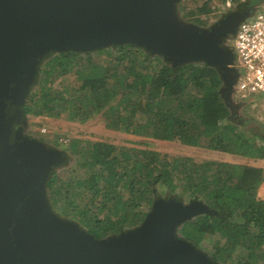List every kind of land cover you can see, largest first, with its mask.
Returning a JSON list of instances; mask_svg holds the SVG:
<instances>
[{"label": "trees", "instance_id": "obj_1", "mask_svg": "<svg viewBox=\"0 0 264 264\" xmlns=\"http://www.w3.org/2000/svg\"><path fill=\"white\" fill-rule=\"evenodd\" d=\"M178 8L196 24L207 23L199 16L210 11L207 2L187 12ZM34 80L22 107L25 115L84 122L99 114L108 128L264 159V144L255 141L264 138V127L248 120L243 130L231 121L220 94V75L204 62L174 66L142 46L117 43L86 51H50L38 63ZM64 144L77 155V167L66 176L49 174L46 194L57 214L95 238L140 224L159 197L157 185H163L169 197L182 201L185 196L187 204L206 207L179 224L178 237L218 264L234 259L233 264H264L261 165L196 161L78 137Z\"/></svg>", "mask_w": 264, "mask_h": 264}, {"label": "water", "instance_id": "obj_2", "mask_svg": "<svg viewBox=\"0 0 264 264\" xmlns=\"http://www.w3.org/2000/svg\"><path fill=\"white\" fill-rule=\"evenodd\" d=\"M178 1L0 0V264H218L175 233L204 209L198 202L159 196L140 224L105 238L57 214L46 180L63 153L24 135L21 124L42 54L117 43L142 46L174 66H214L227 102L237 73L224 38L246 15L199 27L177 18Z\"/></svg>", "mask_w": 264, "mask_h": 264}, {"label": "rangeland", "instance_id": "obj_3", "mask_svg": "<svg viewBox=\"0 0 264 264\" xmlns=\"http://www.w3.org/2000/svg\"><path fill=\"white\" fill-rule=\"evenodd\" d=\"M207 2L210 6V11L208 13H199L204 15L207 18V23L204 25H198L199 27H209L211 24L217 22L220 18L224 17L226 14L237 8H241L245 5L253 6L252 12L249 15H253L258 10L264 8V0H179L176 4V14L177 18L184 22H192L187 16H183L179 11L178 6L183 7V11L187 12L189 10L195 9L200 6L202 3ZM245 18V17H244ZM196 24V23H195ZM228 33L224 42H227L225 46L229 47L232 52V59L230 66L236 69V73L239 74L243 71V66L239 64L238 58L236 57V52L234 49V35ZM49 53V52H48ZM46 54H42L39 61H41ZM96 57V56H95ZM103 57V55H100ZM97 58V57H96ZM37 68V67H36ZM37 74V69L33 74V79L28 86V91L26 94L25 102L28 98L30 92L34 89V76ZM68 78V79H67ZM65 80L71 81L72 78L69 75L64 76ZM60 80H57L56 83L59 84ZM260 94V93H259ZM256 94L255 97L245 96L242 97L240 93L233 92L230 94L229 101L232 102L231 105L235 106V110H231V121L243 130L244 124L248 120H253L259 122L264 127V97L260 94ZM255 102V103H253ZM25 104V103H24ZM23 107V106H22ZM22 118L21 124L23 125V134L34 138L48 147L59 149L63 153V159L54 164L50 171L58 172L62 176H66L69 173V170H75L77 167V155L73 152H70L66 148V144L60 142V136L68 137V140H71L74 137H78L82 140H103L106 142L113 143L117 147L128 148L130 146L150 148L159 151L160 153H165L169 156L173 155H186L190 156L196 161H201L204 159H216V160H228L232 162H242L247 164H256L264 167V159H255L240 156L234 153L208 149L206 147H198L193 145H187L178 142L177 140H164L157 139L152 137H145L140 135H135L132 133H127L124 131L108 128L104 125V122L99 114H94L84 122H77L68 120L64 116L51 117V116H42L35 117L33 115H25L22 108ZM255 141L258 143L264 144V138L255 137ZM77 174H81V170H77ZM159 196L162 198H170L168 196V191L163 185H157L156 188ZM264 197V188L261 189ZM259 194V193H258ZM260 195V194H259ZM261 196V195H260ZM175 198V197H174ZM189 199L183 196L182 202L187 204ZM52 210H55L54 207L50 204ZM179 225L175 228V233L177 234V229ZM209 240V239H208ZM227 264H233L234 261Z\"/></svg>", "mask_w": 264, "mask_h": 264}, {"label": "built area", "instance_id": "obj_4", "mask_svg": "<svg viewBox=\"0 0 264 264\" xmlns=\"http://www.w3.org/2000/svg\"><path fill=\"white\" fill-rule=\"evenodd\" d=\"M233 35L236 57L243 66L233 85L234 92L242 97H255L259 93L264 97V8L242 19ZM59 140L69 141L66 136H60Z\"/></svg>", "mask_w": 264, "mask_h": 264}, {"label": "flooded vegetation", "instance_id": "obj_5", "mask_svg": "<svg viewBox=\"0 0 264 264\" xmlns=\"http://www.w3.org/2000/svg\"><path fill=\"white\" fill-rule=\"evenodd\" d=\"M252 8H253V6H251V5H245V6H242L241 8H237V10H233V11L229 12L228 14H235V15H237V18H239L240 16H245V15L250 14L252 12ZM224 43L226 44L227 42H224ZM225 103L226 104L229 103V105L231 106V108L228 106L230 108V111L231 110H233V111L235 110L236 105L235 106L231 105L232 104L231 101L228 100Z\"/></svg>", "mask_w": 264, "mask_h": 264}, {"label": "crops", "instance_id": "obj_6", "mask_svg": "<svg viewBox=\"0 0 264 264\" xmlns=\"http://www.w3.org/2000/svg\"><path fill=\"white\" fill-rule=\"evenodd\" d=\"M264 188V182H262L261 183V185H260V187L258 188V193L262 196V194L261 193H263L262 191H261V189H263Z\"/></svg>", "mask_w": 264, "mask_h": 264}]
</instances>
